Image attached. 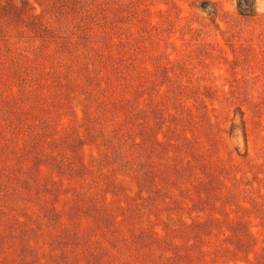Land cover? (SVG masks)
Segmentation results:
<instances>
[{
    "label": "rangeland",
    "instance_id": "374dc122",
    "mask_svg": "<svg viewBox=\"0 0 264 264\" xmlns=\"http://www.w3.org/2000/svg\"><path fill=\"white\" fill-rule=\"evenodd\" d=\"M0 264H264V0H0Z\"/></svg>",
    "mask_w": 264,
    "mask_h": 264
}]
</instances>
